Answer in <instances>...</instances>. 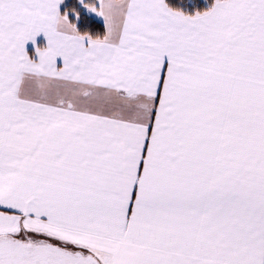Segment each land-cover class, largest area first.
I'll list each match as a JSON object with an SVG mask.
<instances>
[{"label":"snow or ice","instance_id":"1","mask_svg":"<svg viewBox=\"0 0 264 264\" xmlns=\"http://www.w3.org/2000/svg\"><path fill=\"white\" fill-rule=\"evenodd\" d=\"M0 264H264V0H0Z\"/></svg>","mask_w":264,"mask_h":264}]
</instances>
